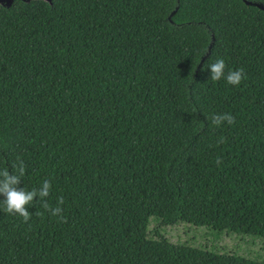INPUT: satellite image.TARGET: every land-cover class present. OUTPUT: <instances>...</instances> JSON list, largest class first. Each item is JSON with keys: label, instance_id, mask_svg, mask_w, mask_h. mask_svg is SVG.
Instances as JSON below:
<instances>
[{"label": "trees", "instance_id": "1", "mask_svg": "<svg viewBox=\"0 0 264 264\" xmlns=\"http://www.w3.org/2000/svg\"><path fill=\"white\" fill-rule=\"evenodd\" d=\"M20 161L64 203L0 206V264H264V0L0 3V168Z\"/></svg>", "mask_w": 264, "mask_h": 264}, {"label": "clouds", "instance_id": "2", "mask_svg": "<svg viewBox=\"0 0 264 264\" xmlns=\"http://www.w3.org/2000/svg\"><path fill=\"white\" fill-rule=\"evenodd\" d=\"M225 61L217 59L214 63L210 64L207 68L210 70V79L212 81H219L221 78L225 79L229 85H239L242 79L245 78L243 68L237 70H230L225 73ZM211 122L215 126H220L226 122L228 125L235 124V117L230 114H218L211 117ZM224 138L221 137L217 143H224ZM216 164L221 163L220 159H216ZM11 172L7 167L0 168V195L4 198L0 200V206L3 211L12 215H19L23 218V222L31 219V214L26 210V206L33 204L34 197H39L35 202L42 203L45 210H48L51 215L57 216L62 213V208L59 205L64 203L63 197L58 200V206L50 208L45 197L50 193V182L45 180L39 189L26 190L25 188H18V185L25 174V166L23 161L19 163L13 162L11 165ZM63 220V216L60 215Z\"/></svg>", "mask_w": 264, "mask_h": 264}, {"label": "rangeland", "instance_id": "3", "mask_svg": "<svg viewBox=\"0 0 264 264\" xmlns=\"http://www.w3.org/2000/svg\"><path fill=\"white\" fill-rule=\"evenodd\" d=\"M189 228L194 232V233L190 232L191 234L192 233L196 234L197 232H202L203 231L201 229H195L194 227H189ZM177 230H178V232L180 231L179 229H177ZM171 231H172V233L170 231L166 232V237L172 242L178 241V239L175 238V235H173L174 233H177V232L174 229L172 230V228H171ZM181 232H182V229H181ZM180 236H182V238L184 237V235L181 234V233H180ZM217 246L224 247V248H226L228 250H232L233 252H237L238 254H245L246 251L250 250V248L246 249V247L238 245L237 243L230 241L228 238L224 239L223 241H219L217 243ZM254 251H256V250H254Z\"/></svg>", "mask_w": 264, "mask_h": 264}, {"label": "water", "instance_id": "4", "mask_svg": "<svg viewBox=\"0 0 264 264\" xmlns=\"http://www.w3.org/2000/svg\"><path fill=\"white\" fill-rule=\"evenodd\" d=\"M11 0H0V3H4L6 5H9Z\"/></svg>", "mask_w": 264, "mask_h": 264}]
</instances>
